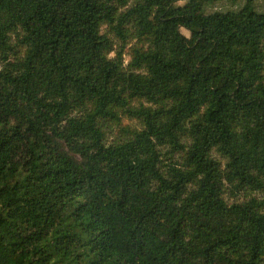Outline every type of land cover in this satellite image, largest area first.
Returning a JSON list of instances; mask_svg holds the SVG:
<instances>
[{
  "label": "trees",
  "instance_id": "trees-1",
  "mask_svg": "<svg viewBox=\"0 0 264 264\" xmlns=\"http://www.w3.org/2000/svg\"><path fill=\"white\" fill-rule=\"evenodd\" d=\"M0 264H264V0H0Z\"/></svg>",
  "mask_w": 264,
  "mask_h": 264
},
{
  "label": "rangeland",
  "instance_id": "rangeland-1",
  "mask_svg": "<svg viewBox=\"0 0 264 264\" xmlns=\"http://www.w3.org/2000/svg\"><path fill=\"white\" fill-rule=\"evenodd\" d=\"M174 10L172 9L170 11V15H173ZM110 128L107 130L108 137L111 139L113 137H120L121 135H124V132L122 130L127 132V130H134L139 128V123L136 121H130V120H123L120 125L110 124ZM113 133V134H112Z\"/></svg>",
  "mask_w": 264,
  "mask_h": 264
}]
</instances>
